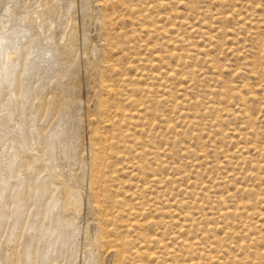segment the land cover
<instances>
[{
	"label": "rangeland",
	"instance_id": "1",
	"mask_svg": "<svg viewBox=\"0 0 264 264\" xmlns=\"http://www.w3.org/2000/svg\"><path fill=\"white\" fill-rule=\"evenodd\" d=\"M0 264H264V0H0Z\"/></svg>",
	"mask_w": 264,
	"mask_h": 264
},
{
	"label": "bare ground",
	"instance_id": "2",
	"mask_svg": "<svg viewBox=\"0 0 264 264\" xmlns=\"http://www.w3.org/2000/svg\"><path fill=\"white\" fill-rule=\"evenodd\" d=\"M206 252V251H205ZM219 260V259H218Z\"/></svg>",
	"mask_w": 264,
	"mask_h": 264
}]
</instances>
